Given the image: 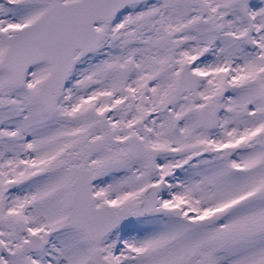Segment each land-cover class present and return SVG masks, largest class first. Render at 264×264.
<instances>
[{
  "label": "snow or ice",
  "instance_id": "6c2138e0",
  "mask_svg": "<svg viewBox=\"0 0 264 264\" xmlns=\"http://www.w3.org/2000/svg\"><path fill=\"white\" fill-rule=\"evenodd\" d=\"M0 264H264V0H0Z\"/></svg>",
  "mask_w": 264,
  "mask_h": 264
}]
</instances>
